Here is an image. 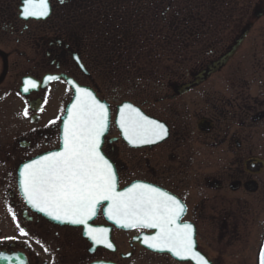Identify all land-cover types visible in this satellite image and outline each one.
Wrapping results in <instances>:
<instances>
[{
    "label": "flooded vegetation",
    "instance_id": "af4514ba",
    "mask_svg": "<svg viewBox=\"0 0 264 264\" xmlns=\"http://www.w3.org/2000/svg\"><path fill=\"white\" fill-rule=\"evenodd\" d=\"M22 1L0 0V253L22 254L27 264H138L145 257L193 264L145 247L138 237L154 230L118 227L105 218L104 205L86 226L46 217L52 211L42 199L60 195L57 187L82 199L95 195L84 166L89 156L74 171V157L49 154L60 149L61 116L73 97L66 77L109 103L101 152L119 189L141 181L164 192L166 230L194 232L197 250L219 264L217 234L245 231L249 213L261 217L257 227L264 229V0H198L193 17L184 16L185 28L192 21L199 32L184 33L181 50L164 52L170 66L150 80L145 102L126 99L167 128L163 141L142 147L130 146L115 123L124 100L104 92L101 72L53 18L63 0H49L44 20L22 18ZM50 76L58 77L44 83ZM54 98L64 107L48 117ZM31 159L36 209L19 185V170ZM64 162L71 166L70 185L54 181L65 173Z\"/></svg>",
    "mask_w": 264,
    "mask_h": 264
},
{
    "label": "water",
    "instance_id": "95a60500",
    "mask_svg": "<svg viewBox=\"0 0 264 264\" xmlns=\"http://www.w3.org/2000/svg\"><path fill=\"white\" fill-rule=\"evenodd\" d=\"M20 9V16L26 20L29 18L44 20L51 14L49 0H23ZM75 59L83 69L77 56ZM57 77H45L43 81L46 83ZM66 79L73 89V97L61 116L60 149L49 154L54 157L63 156L60 158L63 161L74 157L78 161V167H74V171L83 166L82 155L89 156V162L84 166L88 167L91 174L90 182L95 185V189L90 193L94 192L95 195L93 198L82 199L73 192L64 195L57 187L60 195L56 193L49 200L42 199L52 211L46 217L58 223L86 226L95 217L98 207L104 205L103 214L110 223L125 229L137 226L154 230L152 234H141L138 237L145 247L157 252L169 251L175 258L191 261L193 264H211V261L197 250L194 232H174L165 229V203L168 197L162 190L141 181L132 182L119 189L113 165L101 152L103 139L111 120L109 103L101 100L90 87L80 86L71 78L66 77ZM115 123L122 138L130 146L156 144L168 135L166 127L146 115L130 101H124L117 106ZM59 167L65 173L60 174L62 177L54 181L72 184L69 173H66L71 166L64 162L59 164ZM35 168L36 159H31L19 170L20 188L26 202L34 209L40 201L35 192ZM53 176L52 174V178ZM74 177L76 182L77 177L75 175ZM42 185H46L45 182ZM0 264H27V262L22 254L1 252ZM256 264H264V229L256 255Z\"/></svg>",
    "mask_w": 264,
    "mask_h": 264
},
{
    "label": "trees",
    "instance_id": "16d2710c",
    "mask_svg": "<svg viewBox=\"0 0 264 264\" xmlns=\"http://www.w3.org/2000/svg\"><path fill=\"white\" fill-rule=\"evenodd\" d=\"M196 2L63 0L52 16L89 56L96 72L109 76L107 90H118L112 83H120L116 94L126 100L147 95L153 76L160 77L170 66L164 52L181 50V36L199 32L197 24L186 21L185 28L183 21L193 17Z\"/></svg>",
    "mask_w": 264,
    "mask_h": 264
},
{
    "label": "rangeland",
    "instance_id": "374dc122",
    "mask_svg": "<svg viewBox=\"0 0 264 264\" xmlns=\"http://www.w3.org/2000/svg\"><path fill=\"white\" fill-rule=\"evenodd\" d=\"M16 1V0H15ZM183 0H181L182 2ZM185 1V0H184ZM154 67V65H153ZM150 74V72H147ZM117 73L114 77H112V82L114 78L118 75ZM104 83V92H107V94L110 93V97L112 100H120L119 94H116L119 90V84L117 85L112 83L113 87H116L118 90L110 88L111 91H108V85L107 82L109 81L111 83V80L109 76H107L104 73V76L101 78ZM103 91V88H102ZM120 91V90H119ZM119 93V92H118ZM147 98V95L142 96L140 98L142 102H145ZM140 100V101H141ZM64 107V102L60 99L54 98L49 102L45 109V114L48 117H54L61 113L62 109ZM124 160L128 163V169L130 166L131 161V155L128 153H124ZM130 170V169H129ZM248 215V214H247ZM257 214L249 213L247 218L245 219V222L249 225L245 231H234L231 233H219L216 237V247L215 251L213 250V253L218 254V260L221 261L219 264H256V254L257 250L260 244V239L262 235L263 228L258 229L257 225L259 220L261 219L260 216H256ZM264 218V217H262ZM153 261L145 260L144 259H138V264H162V259L160 257H152Z\"/></svg>",
    "mask_w": 264,
    "mask_h": 264
}]
</instances>
